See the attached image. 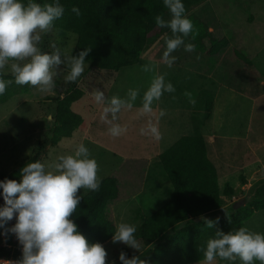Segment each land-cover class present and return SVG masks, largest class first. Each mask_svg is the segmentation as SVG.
<instances>
[{
    "label": "rangeland",
    "instance_id": "1",
    "mask_svg": "<svg viewBox=\"0 0 264 264\" xmlns=\"http://www.w3.org/2000/svg\"><path fill=\"white\" fill-rule=\"evenodd\" d=\"M194 12L205 19L214 36L220 38L231 35L233 38L229 49L216 57L219 61L228 59L227 55H232L234 49L238 48L255 62V68L264 76V0H207L205 5L195 8ZM55 29L58 31L44 36L42 51L51 53V45L55 43L57 47L73 55L77 35L64 29ZM167 35L171 36V33ZM187 42L192 43L190 37ZM152 46L154 49L149 50ZM152 46L137 64L122 71L88 69L90 64L85 62L88 68L76 82L64 79L68 74V69L64 68L56 78V88L52 93L41 94L32 87L28 92L20 91L1 102L0 174H9L25 163L42 141L46 142L41 160L45 164L61 154L74 153L76 145L84 143L100 166L99 175L104 178L117 174L122 185L121 199L109 206L108 218H112L115 225L120 222L134 224L138 232L143 217L152 214L169 200L173 186L160 159L149 162V165L137 160L133 163L130 159L155 157L160 150L163 152L182 136L202 134L208 140L209 156L221 174V189L226 182L236 189L233 197L223 195V206L211 215L228 213L236 201H245L244 204H247L253 197L254 183H264V95L254 98L256 91H252V86H247L241 79L242 73L246 77L242 69L238 68L234 73L231 69H225L223 64L232 63L218 62L198 47L195 53L181 48L174 53L177 59L171 68L158 63V71L167 72V80L176 89L174 93H165L161 101L153 104L155 116H158L161 108L167 110V115L158 121L163 139L156 141L150 136L141 135L140 128L146 125L148 119L156 122L155 116L137 115V110L142 107L143 93L151 79V74L143 72L141 67L150 60L160 61L165 42L162 45L160 43L159 50L156 42ZM161 46L164 47L162 51ZM186 64L194 68V71H189ZM4 79L15 83L13 77ZM76 85L88 95L99 88L107 98L113 95L123 98L129 88H140V97L133 108L122 111L118 120L114 121L121 126L127 125V133L118 138L111 137L108 133L110 125L100 120L99 113L97 122H93L94 111L99 108L102 110L103 105H97L90 95L73 104V109L82 115L86 126L93 124L89 137L84 134L86 128L78 129L72 136L64 137L57 145H52L56 99ZM190 87L193 91L207 89V92L203 90L201 93L202 96L206 92L200 103V93L196 92L193 98L189 97L196 101L195 106L185 95L186 92L190 93ZM209 92L212 94L213 105L210 118L206 116L205 110V99ZM49 116L52 117L51 120L48 119ZM209 134L215 136L214 142L209 141ZM122 166L125 167L120 169ZM87 192L79 190L81 194ZM15 222V218L10 221L11 227ZM247 224L250 230L264 233V209L256 211ZM12 240L21 246L14 234ZM102 246L108 253L107 264H112L113 261L121 264L119 254L127 245L114 243L111 239ZM203 261L193 264H203ZM216 264L227 262L217 260ZM236 264L240 262L237 261Z\"/></svg>",
    "mask_w": 264,
    "mask_h": 264
},
{
    "label": "clouds",
    "instance_id": "2",
    "mask_svg": "<svg viewBox=\"0 0 264 264\" xmlns=\"http://www.w3.org/2000/svg\"><path fill=\"white\" fill-rule=\"evenodd\" d=\"M170 13V19L163 15L155 17L159 28H167L171 36H164L165 50L159 62L150 60L141 70L151 74V79L142 96V107L137 110L138 117L155 116L153 104L161 101L165 93H174V85L167 80L168 73L158 71V63L171 68L177 57L176 51L183 48L194 52V43L199 30L186 14L182 0H163ZM71 11L79 16L76 6ZM65 13L64 6L55 0L53 3H37L35 0H0V95H4L13 80L4 79L10 71L17 85H30L41 94L52 93L56 88V78L64 68L68 74L67 82H76L88 68L85 63L92 48L81 50L78 55L51 45L52 52L42 51L44 36L58 29L55 21ZM199 58V57H197ZM90 95L97 105H103L100 120L110 127L108 133L118 138L127 133V125L114 123L124 110H131L140 97V88H129L125 97L105 96L104 91L94 89ZM191 97V93H185ZM175 99V97H172ZM195 106L196 101H189ZM167 115L161 108L156 122L148 119L140 128V134L150 136L156 141L163 139L158 127L160 118ZM109 117H111L109 119ZM52 119L51 116L48 117ZM100 166L84 143L76 145L74 153L61 154L48 164L40 161L27 163L19 173V180H0V195L4 204L0 206V229L3 235L14 234L22 246V256L6 264H107L108 253L100 243L90 244L78 230L71 217L76 213L83 199L79 190L97 192L102 183ZM15 218V224L7 227ZM203 224L212 229L219 224V217L208 219L201 214ZM137 226L128 222L116 225L113 242H121L132 249L139 250L141 245L135 234ZM203 264H216L217 260L227 264H264V233L254 232L247 227L227 233L217 230L214 237L206 242L203 249ZM121 264H147L145 259L126 253L119 254ZM112 264H115L113 261Z\"/></svg>",
    "mask_w": 264,
    "mask_h": 264
},
{
    "label": "trees",
    "instance_id": "3",
    "mask_svg": "<svg viewBox=\"0 0 264 264\" xmlns=\"http://www.w3.org/2000/svg\"><path fill=\"white\" fill-rule=\"evenodd\" d=\"M206 1L182 0V3L185 5L187 16L199 30L192 43L201 51L216 55L228 47L233 38L231 35L216 38L209 31L205 19L194 12L195 8L205 5ZM35 2L43 4L53 3L55 0ZM59 2L64 6L65 13L61 19L55 21L54 28L71 31L77 35L73 55H78L85 48H92L85 60L90 64L88 69L122 71L137 64L150 46L163 35L171 33L170 29L159 28L155 24L157 15H163L166 20L171 18L163 0H59ZM73 6L80 9L79 16L71 11ZM234 51L240 61L248 65L253 64L241 50L235 48ZM4 78H12V75L8 73ZM261 78L264 80V76ZM31 89L30 85L18 88L12 83L7 87L5 94L0 95V103L20 91L28 92ZM89 96L76 85L56 99L52 145H57L64 137L72 136L75 130L87 127L82 115L73 109V104ZM209 107H212V104ZM45 143V141L38 143L30 158L11 173L0 174V180L5 178L19 180L22 167L29 162H41L45 153L43 148ZM159 159L172 183L173 193L156 211L143 217L136 234L141 247L137 251L126 246L123 252L127 257L140 256L147 264H193L202 261L206 242L214 237L217 230L227 233L240 227L248 228L247 223L254 213L264 209V183L256 181L252 190L253 197L247 204L235 209L233 203L228 213L211 215L223 206L225 202L223 195L233 197L236 189L229 182L221 189L219 181L221 174L209 156L205 137L200 134L182 136L161 152ZM130 160L133 162L137 159ZM116 175L104 177L97 192L78 193L83 199L71 219L90 244L98 242L103 245L112 239L116 231L112 218H108L109 206L118 203L123 193L120 179ZM244 182L246 183V179ZM3 204V197L0 195V206ZM201 214L212 220L219 217V224L212 229L207 228L201 219L196 220ZM7 227H11L10 221ZM3 231L0 229V256L20 259L22 246L13 242L11 233L4 236Z\"/></svg>",
    "mask_w": 264,
    "mask_h": 264
},
{
    "label": "crops",
    "instance_id": "4",
    "mask_svg": "<svg viewBox=\"0 0 264 264\" xmlns=\"http://www.w3.org/2000/svg\"><path fill=\"white\" fill-rule=\"evenodd\" d=\"M207 21V20H206ZM164 36L163 35L157 42H156V48L159 50L160 49V43L162 45V43L164 42ZM224 36V35H223ZM222 36V37H223ZM216 37V36H215ZM217 38V37H216ZM231 46V43L228 45V47ZM226 47L224 50H222L221 52H219L218 54L216 55H210L209 56H212L213 58H216L217 56H219L220 54H223L226 50H228L229 48ZM154 49V46H152L149 50H153ZM164 50V47L162 48L161 46V51ZM202 52H205V51H202ZM233 52V51H232ZM149 53V51H148ZM195 53V52H194ZM206 53V52H205ZM146 54V53H145ZM143 56V55H142ZM228 59H225V60H221L219 61L217 58V61L218 62H228V63H232V64H223L225 69H231L234 73V71L236 69H242L244 71V75L246 77H243V73H242V77L241 79L244 80L247 84V86L253 88L252 91H256V94L254 95V98H259L260 96L264 95V80H262L261 78V74H259L258 70L255 68L254 66V63L252 65H248L242 61L239 60V57L235 54V52L232 54V55H227ZM250 58V57H249ZM251 59V58H250ZM252 60V59H251ZM187 66V69L189 71H194V68H191V66L189 64H186ZM235 66V68H234ZM169 81V80H168ZM203 90H205L207 92V89H204L202 88ZM255 89V90H254ZM203 90H197V91H193L190 87V93L193 94L190 98H193L195 96V93L197 92L198 94L200 93V99L198 100V102L200 103V101H202V99L204 98L206 92L204 95L201 96V93H203L204 91ZM210 93V92H209ZM207 93V96H206V99H205V102L207 103L206 104V107H205V110H206V116L207 117H211L212 116V113H213V105L212 107H209L210 104H212V100H211V97H212V94L210 93ZM253 97V96H252ZM189 96H188V99H190ZM101 108L99 109H96L94 111V116H93V122L96 123L97 122V116H98V113L101 114L102 110H100ZM194 118H196V116L194 115ZM91 125V126H90ZM89 126L86 127V131H85V135L87 137H89V134L92 130V123L90 124ZM194 135V134H193ZM202 135V134H200ZM204 136V135H202ZM205 137V136H204ZM206 139V137H205ZM208 139L209 141L211 142H214L215 141V136L213 134H209L208 135ZM206 142H207V146H208V140L206 139ZM162 152V150H160L158 152V155L155 156V157H152V158H142V159H139V158H136L137 160H140V161H143V162H146L147 165H149V162H153L155 159H159V154Z\"/></svg>",
    "mask_w": 264,
    "mask_h": 264
},
{
    "label": "built area",
    "instance_id": "5",
    "mask_svg": "<svg viewBox=\"0 0 264 264\" xmlns=\"http://www.w3.org/2000/svg\"><path fill=\"white\" fill-rule=\"evenodd\" d=\"M21 251H22V247H21ZM17 259L15 258H9L7 256H0V264H6V261H15Z\"/></svg>",
    "mask_w": 264,
    "mask_h": 264
},
{
    "label": "water",
    "instance_id": "6",
    "mask_svg": "<svg viewBox=\"0 0 264 264\" xmlns=\"http://www.w3.org/2000/svg\"><path fill=\"white\" fill-rule=\"evenodd\" d=\"M244 203H245V201H236L233 206H234L235 209H237V208L245 205ZM199 219H200V217L196 218V220H199Z\"/></svg>",
    "mask_w": 264,
    "mask_h": 264
}]
</instances>
